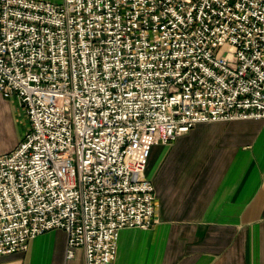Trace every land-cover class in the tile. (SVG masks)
<instances>
[{
    "label": "built area",
    "instance_id": "1",
    "mask_svg": "<svg viewBox=\"0 0 264 264\" xmlns=\"http://www.w3.org/2000/svg\"><path fill=\"white\" fill-rule=\"evenodd\" d=\"M29 129L0 155V257L52 230L115 264L150 229L153 146L264 119V0H0V96Z\"/></svg>",
    "mask_w": 264,
    "mask_h": 264
},
{
    "label": "crops",
    "instance_id": "2",
    "mask_svg": "<svg viewBox=\"0 0 264 264\" xmlns=\"http://www.w3.org/2000/svg\"><path fill=\"white\" fill-rule=\"evenodd\" d=\"M25 118L17 98L0 96V155L19 145ZM146 176L158 222L121 230L115 264H264V119L202 123L155 145ZM66 249V232L52 230L0 264H86Z\"/></svg>",
    "mask_w": 264,
    "mask_h": 264
},
{
    "label": "rangeland",
    "instance_id": "3",
    "mask_svg": "<svg viewBox=\"0 0 264 264\" xmlns=\"http://www.w3.org/2000/svg\"><path fill=\"white\" fill-rule=\"evenodd\" d=\"M24 121L25 122H22V124H21V131H22L23 136H22L20 141L23 140V138L25 137V135L27 134L28 129H29V124H28L27 119L25 118Z\"/></svg>",
    "mask_w": 264,
    "mask_h": 264
}]
</instances>
